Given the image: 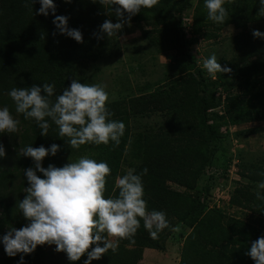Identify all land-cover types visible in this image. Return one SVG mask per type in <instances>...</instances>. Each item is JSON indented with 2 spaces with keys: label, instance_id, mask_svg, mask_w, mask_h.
<instances>
[{
  "label": "trees",
  "instance_id": "16d2710c",
  "mask_svg": "<svg viewBox=\"0 0 264 264\" xmlns=\"http://www.w3.org/2000/svg\"><path fill=\"white\" fill-rule=\"evenodd\" d=\"M53 2L55 15L68 18L67 26L82 33V43L59 34L51 13L47 17L37 15L38 0L33 4L31 0H0V108L8 107L19 121L17 132L0 133L5 150L0 158V238L9 229L29 223L18 204L29 186L24 170L34 164L21 154L22 150L26 146L50 148L55 143L60 150L55 156H46L42 167H62L82 156L106 162L111 173L106 178L105 198L118 195L116 182L128 169L140 174L147 168V174L142 175L147 210L163 211L170 225L158 239H152L141 220L134 243L121 240L116 253L109 250L91 264H144L145 249L163 252L171 239L181 245L178 264H255L245 253L251 242L264 236V201L255 196L258 184L264 182V152L248 157L236 151L238 177L227 202L230 208L241 211L244 219L210 201L216 186L228 178L231 159L225 154L231 147L227 146L229 129L264 122V39L253 38L250 28L251 24H264V16L258 15L260 0H226L223 6L228 17L224 24L208 19L205 0H158L154 7L142 8L131 18L130 26L141 32L154 55L152 59L174 54L168 65H162L163 78L134 87L126 77L115 92L117 99L107 102L113 113L109 119L125 124L119 146L110 141L108 145L85 144L79 149L71 148L67 138L59 136L50 119L47 136H41L34 120L16 113L8 92L14 87L54 84L50 99L55 101L73 79L96 83L101 60L118 58L124 52L118 32L108 37L100 31L105 20L118 22L112 10L117 6H103L99 0ZM228 28L234 30L230 54L221 56L218 63L232 71L217 73L213 80L203 69V57L210 55L194 50L192 43L200 37L215 41ZM257 30L264 33V27ZM143 55H132L140 69L146 65ZM132 91L136 94L120 96ZM153 117L157 118L153 125L137 124L139 119ZM218 152L223 156L222 166L216 164ZM211 168H221L222 172L218 176L208 174ZM37 175L42 178L41 173ZM259 191L264 195V190ZM177 227L179 231H174ZM100 246H104L102 242ZM46 247L55 245L37 246L30 254L9 257L0 243V264H19L21 255L23 264H44ZM62 255L58 264H84L87 259L85 254L72 262L64 252Z\"/></svg>",
  "mask_w": 264,
  "mask_h": 264
},
{
  "label": "clouds",
  "instance_id": "9594fccd",
  "mask_svg": "<svg viewBox=\"0 0 264 264\" xmlns=\"http://www.w3.org/2000/svg\"><path fill=\"white\" fill-rule=\"evenodd\" d=\"M34 2L36 0H31L32 4ZM38 2L40 8L37 15L47 17L51 13L59 34L77 43L83 42L82 33L67 26L66 16L55 15L53 0ZM225 2L205 0L210 21L217 24L226 22L228 12L223 6ZM99 3L110 8L112 5L117 6L112 10L118 22L113 24L105 20L100 26V31L111 37L124 24L130 26L131 18L142 8H152L158 0H99ZM260 5L258 15L264 16V0H260ZM252 36L264 39V33L259 30H253ZM203 69L213 80L217 78V73L232 71L228 67H221L215 54L203 61ZM54 92V84L45 83L42 87L33 84L30 88L14 87L8 96L14 102L16 113L23 114L25 120L36 122L41 129V136H47L50 119L58 127L59 136L66 137L73 149L85 144L108 145L110 141L119 146L125 124L109 119L113 113L106 107L109 94L104 86L80 83L73 79L70 87L64 88L55 101L50 99ZM18 124L19 121L13 118L8 107L0 108V133H15ZM59 150L60 146L55 143L50 148L43 145L36 148L26 146L22 150L21 154L30 157L34 164V167L24 170L29 186L25 188L26 194L18 204L24 219L29 223L20 229H9L0 238L4 252L9 257L18 253L30 254L37 246L55 245V251L64 252L69 261H78L86 254L84 264H91L92 260L101 259L109 250L116 253L121 240L127 239L134 243L133 237L140 228L141 220L152 239H158V234L170 226L163 211L147 210L142 183V175L147 174V168L140 174H135V169H128L116 182L118 195L105 198L106 178L111 173L109 165L82 156L76 162H68L62 167L52 164L47 168L42 167L43 159L49 154L55 156ZM4 156L5 150L0 144V158ZM37 172L42 174V178ZM258 189L264 190V182L258 184ZM259 190L255 193L256 199L264 201V195ZM173 230L179 231V228ZM101 242L103 247L100 246ZM245 254L255 264H264V236L251 242ZM23 260L21 255L19 264H23Z\"/></svg>",
  "mask_w": 264,
  "mask_h": 264
},
{
  "label": "rangeland",
  "instance_id": "374dc122",
  "mask_svg": "<svg viewBox=\"0 0 264 264\" xmlns=\"http://www.w3.org/2000/svg\"><path fill=\"white\" fill-rule=\"evenodd\" d=\"M264 24H251L250 28L257 30L263 28ZM234 30L231 28L225 29L221 32L220 37L215 41H204L202 38H198L193 42L194 50L199 51L202 54H215L218 59L223 55L230 54V42ZM119 42L123 46V54L118 58H106L102 59L99 64L98 81L94 84H101L104 86L105 90L109 94V100L113 101L117 99L118 95L115 94L121 88V84L125 83V78L127 77L132 81L133 86H142L147 82H153L160 79L164 68L162 65H168L170 62V56H173V52H168L167 54L156 55V60H153L150 48L147 46V41L141 38V32L133 26H123L121 30L118 31ZM190 35L188 36L189 39ZM136 53L137 55H143V62L146 64L145 67L134 64L132 61V55ZM206 58L203 57V61ZM131 70L137 71L136 73H131ZM152 71V72H151ZM158 71V73H157ZM151 73V74H150ZM161 78H163L161 76ZM153 79V80H152ZM154 87V85L152 86ZM134 95L136 92L130 93L125 92L121 97L127 95ZM131 96V95H130ZM157 121L156 117L151 119H139L137 124L139 125H153ZM224 130V129H222ZM229 139L230 145L228 153L225 154L228 159H231L230 167L228 168V178L221 180L220 184L216 186L212 193L211 205H216L224 208V210L232 214V216H237L244 219V215L241 211L236 208H230L228 205V199L230 192L236 186L235 181L238 177L234 167V163H237L236 151H243L246 156H250L252 153L264 152V122H253L248 124H243L239 127H232L229 129ZM79 159V158H78ZM77 159V160H78ZM223 156L221 152L216 155V164L222 166ZM216 168H211L208 174L219 175L222 172L221 168L215 170ZM247 219V217L245 218ZM3 245V244H2ZM180 242L177 239H171L166 243V248L163 252H158L152 249L144 250L142 263L144 264H178L180 255ZM63 259L62 252H56L55 248H45V253L43 256L44 264H58L59 260Z\"/></svg>",
  "mask_w": 264,
  "mask_h": 264
}]
</instances>
